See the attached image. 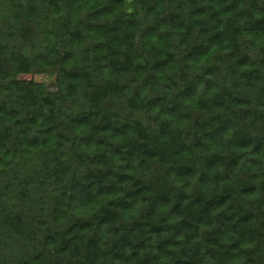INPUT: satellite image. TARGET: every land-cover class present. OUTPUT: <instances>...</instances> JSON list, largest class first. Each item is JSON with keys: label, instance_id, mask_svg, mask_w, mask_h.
I'll use <instances>...</instances> for the list:
<instances>
[{"label": "trees", "instance_id": "16d2710c", "mask_svg": "<svg viewBox=\"0 0 264 264\" xmlns=\"http://www.w3.org/2000/svg\"><path fill=\"white\" fill-rule=\"evenodd\" d=\"M0 264H264V0H0Z\"/></svg>", "mask_w": 264, "mask_h": 264}, {"label": "rangeland", "instance_id": "374dc122", "mask_svg": "<svg viewBox=\"0 0 264 264\" xmlns=\"http://www.w3.org/2000/svg\"><path fill=\"white\" fill-rule=\"evenodd\" d=\"M31 20L37 23H46L51 22L53 18V14L44 5H36L31 8L30 12ZM20 79L32 80L38 84H40L45 92H55L56 91V81L55 76L53 75H26L20 76Z\"/></svg>", "mask_w": 264, "mask_h": 264}]
</instances>
